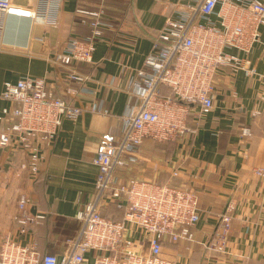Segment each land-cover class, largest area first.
I'll use <instances>...</instances> for the list:
<instances>
[{
    "label": "crops",
    "instance_id": "1",
    "mask_svg": "<svg viewBox=\"0 0 264 264\" xmlns=\"http://www.w3.org/2000/svg\"><path fill=\"white\" fill-rule=\"evenodd\" d=\"M11 1L31 8L38 5V0ZM102 1L105 14L115 25L96 42L93 62L75 64L90 76L78 85L51 58L69 38L90 34V24L76 8L95 7ZM188 2L62 0L54 25L8 16L0 48V113L11 105L2 96L4 82L26 75L48 78L58 95L83 111L76 119L63 121L48 146L39 175L23 166L28 162L25 152L0 146V240L11 236L23 244L34 242L42 253L61 255L66 250L68 240L79 229V208L96 191L94 156L101 135H120L122 115L138 102L133 92L136 69L142 66L159 28L167 19L176 18L177 8ZM250 60L253 75L219 69L214 105L200 116L194 132L167 142L145 138L138 161L130 169H121L124 178L136 175L198 191L201 210L193 226L194 239L163 241L162 255L176 264H264V26ZM68 86L80 90L68 93ZM244 126L251 128L250 135H242ZM175 167L180 170L176 177L172 176ZM20 194L28 196L33 215H42L25 234L19 232L17 221ZM229 203L234 204L233 229L225 251H219L208 243L219 226V214ZM105 212L121 214L112 208ZM127 226L126 236L143 238L139 227Z\"/></svg>",
    "mask_w": 264,
    "mask_h": 264
},
{
    "label": "built area",
    "instance_id": "2",
    "mask_svg": "<svg viewBox=\"0 0 264 264\" xmlns=\"http://www.w3.org/2000/svg\"><path fill=\"white\" fill-rule=\"evenodd\" d=\"M61 1L38 0L31 8L0 0V48L9 15L54 25ZM103 7V1L95 7L79 5L76 12L90 24V34L69 38L51 58L78 85L90 76L75 64L93 62L96 42L115 25ZM177 14L159 28L142 66L136 69L133 92L138 102L122 115L120 135H101L94 156L96 191L79 208V229L68 240L66 250L61 255L42 253L34 242L23 244L4 236L0 240V264H176L162 255L164 239H194L193 226L201 210L198 191L136 175L124 178L121 169H130L138 161L145 138L174 141L196 130L200 116L214 105L221 67L232 73H255L250 53L264 26V0H189L177 8ZM163 86L170 87L173 94H164ZM66 90L76 93L80 89L68 86ZM2 96L11 105L0 113V146L25 152L28 162L23 166L39 175L48 146L63 121L76 119L83 108L58 95L46 77L26 75L17 81L7 80ZM250 134L251 128L244 126L242 135ZM262 170L257 172L262 174ZM179 173L175 167L172 176ZM28 201L26 194H20L17 221L21 234L42 217L29 211ZM111 205L122 215L107 214ZM233 208L229 203L219 214V226L208 243L219 251H225L233 229ZM127 224L139 227L143 238L126 236Z\"/></svg>",
    "mask_w": 264,
    "mask_h": 264
},
{
    "label": "trees",
    "instance_id": "3",
    "mask_svg": "<svg viewBox=\"0 0 264 264\" xmlns=\"http://www.w3.org/2000/svg\"><path fill=\"white\" fill-rule=\"evenodd\" d=\"M161 91H162L164 94H173L171 88L168 87V86H163V87L161 88ZM109 208H112L113 210H118V209L115 208L114 205H111ZM109 208H108V209H109ZM106 213H107V212H106ZM107 214H109V213H107ZM110 214H111V213H110ZM120 215H122V211H121V214H120ZM120 215H119V216H120Z\"/></svg>",
    "mask_w": 264,
    "mask_h": 264
}]
</instances>
